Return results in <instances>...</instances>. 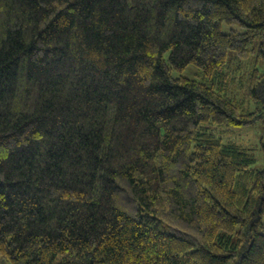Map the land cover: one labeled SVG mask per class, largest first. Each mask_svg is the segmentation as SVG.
<instances>
[{"label": "trees", "instance_id": "trees-1", "mask_svg": "<svg viewBox=\"0 0 264 264\" xmlns=\"http://www.w3.org/2000/svg\"><path fill=\"white\" fill-rule=\"evenodd\" d=\"M262 158L264 0H0V264H264Z\"/></svg>", "mask_w": 264, "mask_h": 264}, {"label": "rangeland", "instance_id": "rangeland-1", "mask_svg": "<svg viewBox=\"0 0 264 264\" xmlns=\"http://www.w3.org/2000/svg\"><path fill=\"white\" fill-rule=\"evenodd\" d=\"M190 68H192V67H190ZM189 69V68H188ZM187 69V71H186V73L187 72H189V73H191V70H188ZM247 129L246 128H242L241 130H240V135L242 136V134H243V136L247 139V135H246V133H245V131H246ZM252 132V131H251ZM259 134V131L256 133V135H258ZM255 135V134H254ZM241 141L243 140V137H241V139H240ZM248 140V139H247ZM258 140V137L255 139V142ZM252 142V141H251ZM259 168H264V159L262 158L261 160H260V165L258 166Z\"/></svg>", "mask_w": 264, "mask_h": 264}]
</instances>
